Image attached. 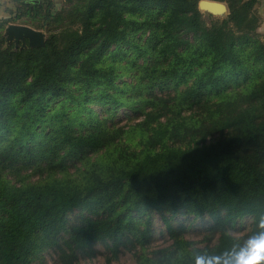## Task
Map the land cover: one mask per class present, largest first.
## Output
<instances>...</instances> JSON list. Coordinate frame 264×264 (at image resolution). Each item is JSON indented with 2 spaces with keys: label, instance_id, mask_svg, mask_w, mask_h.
I'll list each match as a JSON object with an SVG mask.
<instances>
[{
  "label": "trees",
  "instance_id": "16d2710c",
  "mask_svg": "<svg viewBox=\"0 0 264 264\" xmlns=\"http://www.w3.org/2000/svg\"><path fill=\"white\" fill-rule=\"evenodd\" d=\"M12 1L0 17V264H35L47 248L78 264L97 243L112 258L134 249L135 264H171L182 248L191 264L196 218L208 220L210 253L231 246L225 232L244 217L254 230L258 0H219L228 13L209 20L199 0ZM8 21L45 30L44 44L8 42ZM119 110L134 120L117 124ZM154 214L171 242L147 250Z\"/></svg>",
  "mask_w": 264,
  "mask_h": 264
},
{
  "label": "rangeland",
  "instance_id": "374dc122",
  "mask_svg": "<svg viewBox=\"0 0 264 264\" xmlns=\"http://www.w3.org/2000/svg\"><path fill=\"white\" fill-rule=\"evenodd\" d=\"M3 4H0V17H6L8 16L7 9L14 8V4L12 0H1ZM54 8L59 9L62 7H65L67 5L65 0H52ZM224 2V1H222ZM225 3V2H224ZM226 4V3H225ZM257 14L259 15V26H258V33L261 38V40H264V6L261 4H258L256 6ZM203 13V12H202ZM228 13V12H227ZM206 16V20H209L210 16L215 18H223L218 17L210 13H204ZM16 23V24H22L20 21L17 22H11L8 21L7 24L2 28V33L4 34L5 28L8 24ZM42 32L45 33V30H42ZM97 111L99 110L98 107H96ZM114 122L117 124H125L127 122H131L134 119L128 120V117L122 112V110L117 111L116 117L113 119ZM34 178V177H33ZM74 215V214H73ZM188 216L183 215L181 216V219H186ZM207 224L208 220L205 218H196L193 223L190 225L189 229L185 232L186 238L190 240H196L199 241L200 245L203 246L207 242H209L210 236L206 234L207 230ZM153 226L155 228L152 242L150 244V248L147 250L157 248V247H163L168 245L171 240L168 238L165 226L163 222L161 221V218L157 215H153ZM252 229V219L249 217H244L243 219L236 222L235 225H233L229 230H235L236 234L240 236H245L250 232ZM209 237L208 239L206 237ZM218 236V233H216L212 240L210 241V244H213L216 241V238ZM96 254L95 256L91 258H80L78 260V264H135V250L134 249H123L121 248V251L118 253L116 258H112L110 255V251L103 245L102 243H97L95 245ZM108 258H112L110 262H108ZM35 264H62L58 258L57 252L54 250V248H47L45 249L41 255L35 260Z\"/></svg>",
  "mask_w": 264,
  "mask_h": 264
},
{
  "label": "clouds",
  "instance_id": "9594fccd",
  "mask_svg": "<svg viewBox=\"0 0 264 264\" xmlns=\"http://www.w3.org/2000/svg\"><path fill=\"white\" fill-rule=\"evenodd\" d=\"M225 235L234 242L220 253L201 250L199 241H190V247L196 249L191 264H264V214L256 220L254 230L245 236L236 234L235 230H226ZM171 264H186L184 249L176 251Z\"/></svg>",
  "mask_w": 264,
  "mask_h": 264
},
{
  "label": "water",
  "instance_id": "95a60500",
  "mask_svg": "<svg viewBox=\"0 0 264 264\" xmlns=\"http://www.w3.org/2000/svg\"><path fill=\"white\" fill-rule=\"evenodd\" d=\"M198 9L203 13H210L218 17H224L227 12V5L219 0H199L197 3ZM4 34L8 42L12 40L15 46L21 42L22 46L38 47L44 44V32L34 29L25 24H8Z\"/></svg>",
  "mask_w": 264,
  "mask_h": 264
},
{
  "label": "crops",
  "instance_id": "0c3cea01",
  "mask_svg": "<svg viewBox=\"0 0 264 264\" xmlns=\"http://www.w3.org/2000/svg\"><path fill=\"white\" fill-rule=\"evenodd\" d=\"M8 2V0H6ZM0 4H3V2L0 0ZM258 4H261L264 6V0H258Z\"/></svg>",
  "mask_w": 264,
  "mask_h": 264
},
{
  "label": "flooded vegetation",
  "instance_id": "af4514ba",
  "mask_svg": "<svg viewBox=\"0 0 264 264\" xmlns=\"http://www.w3.org/2000/svg\"><path fill=\"white\" fill-rule=\"evenodd\" d=\"M11 42H14V41L12 40ZM19 43H21V42H19Z\"/></svg>",
  "mask_w": 264,
  "mask_h": 264
}]
</instances>
